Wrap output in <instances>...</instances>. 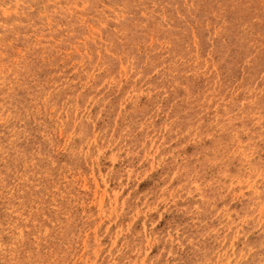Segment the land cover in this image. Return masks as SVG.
<instances>
[{
	"label": "rangeland",
	"instance_id": "rangeland-1",
	"mask_svg": "<svg viewBox=\"0 0 264 264\" xmlns=\"http://www.w3.org/2000/svg\"><path fill=\"white\" fill-rule=\"evenodd\" d=\"M0 143V264H264V0H0Z\"/></svg>",
	"mask_w": 264,
	"mask_h": 264
},
{
	"label": "bare ground",
	"instance_id": "bare-ground-1",
	"mask_svg": "<svg viewBox=\"0 0 264 264\" xmlns=\"http://www.w3.org/2000/svg\"><path fill=\"white\" fill-rule=\"evenodd\" d=\"M20 108V107H19ZM1 144V143H0Z\"/></svg>",
	"mask_w": 264,
	"mask_h": 264
}]
</instances>
